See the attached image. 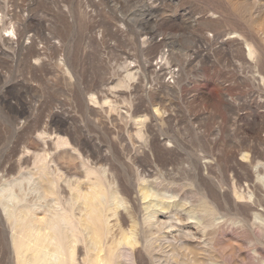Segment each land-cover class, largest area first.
Returning <instances> with one entry per match:
<instances>
[{
    "label": "rangeland",
    "instance_id": "rangeland-1",
    "mask_svg": "<svg viewBox=\"0 0 264 264\" xmlns=\"http://www.w3.org/2000/svg\"><path fill=\"white\" fill-rule=\"evenodd\" d=\"M253 1L264 10V0ZM236 2L0 0V192L12 195L7 204L24 197L45 205L49 184L37 160L49 154L63 174L79 169L83 187L99 181L118 190L123 204L114 206L125 231L135 221L150 233L145 217L164 209L158 218L181 219L204 258L213 251L229 264H248L253 250L264 257V227L251 210L264 197V172L255 170L264 165V60L254 68L242 38H257L240 22ZM86 169L95 174L88 178ZM23 178L31 182L21 192ZM209 217L215 228H203ZM164 247L158 264H174ZM136 257L151 264L143 251ZM14 261L0 205V264Z\"/></svg>",
    "mask_w": 264,
    "mask_h": 264
},
{
    "label": "bare ground",
    "instance_id": "bare-ground-1",
    "mask_svg": "<svg viewBox=\"0 0 264 264\" xmlns=\"http://www.w3.org/2000/svg\"><path fill=\"white\" fill-rule=\"evenodd\" d=\"M228 1L233 2V0ZM257 3L251 0V7H247L244 2L240 3L238 0L233 4L240 22L257 38L256 40L242 38L248 48L249 56L253 60L256 59L255 69L258 68V62L264 60V36H262L264 10H260V4L258 7ZM241 7L247 8L243 10ZM259 70L264 86V71ZM37 161L41 179L49 184L48 189L41 193L45 205L38 206L24 197L19 199L16 196L14 198L19 199L18 205L10 206L6 199L12 198V195L6 198L0 192L2 213L11 231L14 264H139L136 255L141 251L146 253L151 264H158V253L163 252L166 245L169 249V258L174 264H229L218 256L212 255L213 251L211 253L207 251L210 254L204 258L202 252L200 253L201 250L194 247L188 239L193 236L191 231H182L181 219L158 218L166 211L162 209L163 207L162 211L156 210V205L146 208V210L155 208V211L150 209L151 212L143 222L151 227L150 233L137 230L138 223L135 221L131 229L125 231L119 224L117 208L114 206L123 204L118 190H113L112 187L107 188L99 181L90 182L87 188L83 187L84 182L79 169H75L73 174H63L54 160L49 158V154L39 156ZM255 170L257 174L261 170L264 172V165L258 164ZM85 172L88 178L95 174L90 169H86ZM21 180L16 183V186L22 192L25 185L23 183L30 184L31 181L25 178ZM260 182L264 185V175L260 178ZM66 191L68 195L63 196ZM242 197L244 198V195ZM148 198L149 195L144 194L143 199ZM262 198L254 201L250 209L257 211L254 212L255 222L264 227V197ZM205 216L208 217V215ZM112 219H115L117 223L112 224ZM215 226V220L209 217L204 222L203 228H215ZM81 249L85 250L83 251L85 258L78 261L77 255ZM232 252L234 253V250ZM252 252V258L248 264H264V257L256 250Z\"/></svg>",
    "mask_w": 264,
    "mask_h": 264
}]
</instances>
